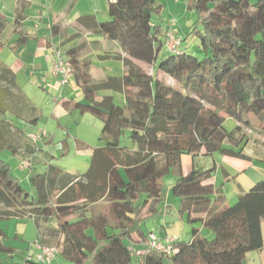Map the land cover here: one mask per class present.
<instances>
[{"label": "trees", "instance_id": "16d2710c", "mask_svg": "<svg viewBox=\"0 0 264 264\" xmlns=\"http://www.w3.org/2000/svg\"><path fill=\"white\" fill-rule=\"evenodd\" d=\"M27 3L17 2L15 32H21ZM190 7L197 20L187 37L199 40L203 57L188 51L187 37L176 50L163 51L168 32L158 0H108L109 21L92 15L79 19L116 42L120 53L115 58L124 63L121 77L94 83L91 61L80 58V49L65 54L85 98L74 109L103 122L106 145L93 150L82 177L72 178L53 165L33 173V194L22 188L3 155L37 154L18 123L22 118L36 123L37 117L30 118L36 109L30 114L21 109L28 103L19 93L16 73L0 62V220L33 217L41 234L46 228L62 237L61 247L56 245L59 256L74 264H134L135 258L138 264H243L247 253L263 249L264 179L234 205L220 208L215 186L206 183L215 168L192 167L184 175L181 159L219 153L248 162L257 155L264 161L260 151H247L248 131L264 135V0H190ZM4 30L0 13V48ZM132 60L151 66L153 73L134 71ZM100 91L123 93L125 106L116 105L111 95L99 98ZM227 119L236 122L232 131L224 126ZM125 136L134 149L122 145ZM23 138L31 143L24 150L18 145ZM170 174L175 178L171 195L183 202L191 237L175 239L171 255L147 248L134 256L126 240L137 235L148 241L141 225L160 212ZM105 203L109 214L99 210ZM52 221L55 229L47 227ZM199 226L210 229L214 239L201 235ZM5 239L0 229V264H46L33 257L7 263L2 256L13 257L15 250ZM42 246L50 245L43 241Z\"/></svg>", "mask_w": 264, "mask_h": 264}, {"label": "rangeland", "instance_id": "374dc122", "mask_svg": "<svg viewBox=\"0 0 264 264\" xmlns=\"http://www.w3.org/2000/svg\"><path fill=\"white\" fill-rule=\"evenodd\" d=\"M17 2L18 0H0V13L5 22L0 62L16 73L19 93L25 96L28 103V107L23 108L21 105V109L27 110L29 114L36 109L34 115L30 117L31 119L37 117L36 123H31L24 118L18 120V123L25 133H32L37 137L38 160L34 163L33 170L21 167L22 156L5 153L3 157L10 164L12 173L22 188L33 194L34 188L31 182L33 173H43L49 165H53L72 178L82 177L90 168L93 150L104 148L106 145L101 140L103 122L92 114H81L74 109L76 102H85L84 93L76 84L75 78L71 76L69 81L63 85L59 80L61 77L56 76L54 72L53 60L49 67L47 57L51 55L57 59L62 55L65 58L69 49L79 48L82 58L91 61L94 83L102 82L108 77H121L124 63L115 58L120 52L116 42L106 40L100 33L85 30L83 24L78 22L81 17L88 15L95 16L98 22L109 21L108 0H28L24 8L25 19L21 32H15ZM196 20L197 12L194 10V19L188 23L187 27L182 28L178 25L181 34L175 30L171 33H177L178 35H175L179 39L187 37L191 25ZM23 37H26L25 42L22 41ZM48 40L54 48L58 49L54 51L55 54L51 48L43 49L42 43L44 45ZM183 44L188 47L191 54L203 57L198 47L200 42L195 36H188ZM166 49L164 45L163 51ZM131 69L136 72L153 73L151 66L135 60H132ZM12 91L15 94L18 93L16 90ZM98 95L99 98L111 95L116 105L125 106L126 99L123 93L100 91ZM14 102L17 103L15 100ZM224 126L228 131H232L236 127V122L227 119ZM248 134L250 135L248 153L254 155L260 151L261 157L264 158V135L250 131ZM24 142L28 143L27 138H23L22 143ZM121 142L122 145L134 149L131 139L126 136ZM181 161L184 174H188L191 167L205 171L215 168L212 171V178L206 183L214 184L216 192L213 198L215 196L221 198L220 208L234 205L241 195L264 179V161L257 155H254V160L250 163L219 153L194 158L183 155ZM171 174L164 180L166 202H163L159 213L145 219L142 223L145 233L148 234L150 230H153L152 233L165 244H167V237L163 227H166L169 234L173 232V228L179 232L181 217L185 222L187 221V213L182 211L180 198H175L174 210L168 208L172 205L169 196L175 182ZM143 198L144 195L141 196V200H144ZM78 203L81 204V201ZM99 207L100 212L110 213L107 203ZM261 224L264 240V218ZM56 226V221L47 225L50 229H55ZM0 229L6 234L3 243L15 250L13 257L2 256L7 263L24 259L27 256H34L36 259V255L41 251L38 250V246H42L43 241L50 246L61 247L62 244V237L58 233L53 234L52 230L45 228L41 234L35 219L29 216L0 220ZM109 230L111 234L118 233L112 228ZM203 236L210 240L214 239L212 231L208 228L205 229ZM126 243L133 251L131 241L127 239ZM45 263L50 264L48 261ZM51 264L74 263L64 260L58 254ZM134 264H138V259H134ZM166 264H169L168 260ZM243 264H264V247L261 251L247 253Z\"/></svg>", "mask_w": 264, "mask_h": 264}, {"label": "crops", "instance_id": "0c3cea01", "mask_svg": "<svg viewBox=\"0 0 264 264\" xmlns=\"http://www.w3.org/2000/svg\"><path fill=\"white\" fill-rule=\"evenodd\" d=\"M158 2L159 3H161L162 5H163V7H164V9H163V16H162V23L165 25V27H166V29H167V32H168V34L169 33H171L172 31H177V32H179L180 34H181V31H180V29L178 28V25L180 26V27H182V28H185V27H187V25H188V23H191L192 21H193V19H194V10L193 9H191V7H190V0H158ZM166 14V15H165ZM78 22H80V20L78 21ZM83 26V28L85 29V30H88V31H90L89 29H87V27L85 26V25H82ZM173 34H177V33H175V32H173ZM178 35V34H177ZM48 45H50V47L48 46ZM116 45L118 46V48H119V45L116 43ZM42 47H43V49H45V47H46V49H47V47H48V49L49 48H51L52 49V51H53V53H54V51H58V49H56V48H54V46L49 42V40L43 45V43H42ZM57 48H59V47H57ZM72 49V48H71ZM120 49V48H119ZM70 50V49H69ZM60 51V50H59ZM120 52H118L117 54H119ZM55 54V53H54ZM108 57V56H107ZM109 57H111V56H109ZM80 58L82 59V60H84V59H86V58H82V56H80ZM54 59V56H51L50 55V57H47V60H48V62H49V67H50V64H51V62H52V60ZM124 71V70H123ZM52 74V73H51ZM53 76V75H52ZM54 78V77H53ZM109 78V77H108ZM107 79V78H106ZM95 80L93 79V82H94ZM101 82V81H100ZM99 83V82H98ZM64 104L65 103H67V102H63ZM37 121V120H36ZM33 123V122H32ZM21 129V128H20ZM21 131H23V130H21ZM22 139H21V142H19V146L24 150V149H26V147H27V145H30L31 146V143L28 141V143H26V142H24V143H22ZM22 150V151H23ZM200 156V155H199ZM201 156H203L202 154H201ZM248 162V161H247ZM250 163V162H249ZM192 166H193V164H192ZM191 170H192V167H191ZM190 170V171H191ZM189 171V172H190ZM188 172V173H189ZM184 174V173H183ZM184 175H186V174H184ZM214 185V184H213ZM216 192V191H215ZM169 199L171 200V202H172V205L171 206H168V208H171V209H173L174 210V202H175V198L171 195V193H170V196H169ZM215 200L217 199V204L219 205L221 202H220V197H216L215 196V198H214ZM166 200V199H165ZM164 202H166V201H164ZM182 204H183V202H182ZM141 227H142V225H141ZM178 227V226H177ZM179 227H180V231L179 232H176L175 231V229L173 228L172 229V233H167V229H166V227H163V230H164V234H165V236L167 237V242L170 240V239H173V240H175V239H182V240H187L188 238L190 239V237H191V234H190V232H191V226L190 225H188L186 222H185V220H184V218L183 217H181V223H180V225H179ZM199 228H200V233H201V235H203L204 233H205V229H206V227H204V226H199ZM152 232H154L153 230H150L149 231V233H152ZM149 233H148V235H149ZM147 234V233H146ZM208 236H210V235H208ZM188 239V240H189ZM130 241H131V244H132V247H133V251H131L132 252V254L134 255V256H138V255H142V254H144V253H146L147 252V248H148V246H147V241H145V242H141L140 241V238L137 236V235H133L132 236V238L130 239ZM163 242V241H162ZM163 243H165V242H163ZM145 247V249L143 250V248ZM131 250V249H130ZM136 254V255H135ZM59 260V259H58ZM57 260V261H58Z\"/></svg>", "mask_w": 264, "mask_h": 264}, {"label": "built area", "instance_id": "2783aa9c", "mask_svg": "<svg viewBox=\"0 0 264 264\" xmlns=\"http://www.w3.org/2000/svg\"><path fill=\"white\" fill-rule=\"evenodd\" d=\"M181 39L177 38L175 34L169 33L167 34V40H166V47L169 50H176L177 47L180 45ZM172 47V48H170ZM58 54V53H57ZM53 69L56 74V76L61 77L59 80H61V83L64 85L66 84L71 76H73V69L72 67L67 63L66 59L64 57H59L57 59H53ZM30 141L33 145L37 146V137L34 134L28 135ZM38 149L36 148V151ZM35 155H30L27 157H24L22 160V168H30L33 164ZM174 240L170 239L167 244L163 243L160 238H158L154 233H151L148 237L147 246L150 251H158L160 253H163L165 255H171L174 252ZM38 250H41L40 253L36 255V259L34 256H27L29 258L33 257L35 260H38L40 262L43 261L45 263L48 261L49 263L52 262L54 258L59 254L60 249L56 246H38Z\"/></svg>", "mask_w": 264, "mask_h": 264}]
</instances>
